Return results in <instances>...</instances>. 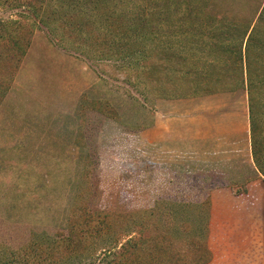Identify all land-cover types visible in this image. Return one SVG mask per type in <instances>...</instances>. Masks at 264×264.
Listing matches in <instances>:
<instances>
[{
	"label": "rangeland",
	"instance_id": "374dc122",
	"mask_svg": "<svg viewBox=\"0 0 264 264\" xmlns=\"http://www.w3.org/2000/svg\"><path fill=\"white\" fill-rule=\"evenodd\" d=\"M262 1L117 0L92 15L75 1L62 11L50 4L43 19H30L18 62L0 59V247L18 250L34 234H66L73 215L81 222L84 215L128 214L159 201L191 205L230 182L241 191L249 176L235 163L168 154L144 133L156 100L203 93L187 85L156 93L136 60L145 49L190 47L195 69L207 71L210 64L221 70L227 55L206 43L236 37L229 25L248 22ZM127 10L143 20L135 29L118 25V14ZM10 15L0 7V19ZM218 15L233 22L222 19L217 26ZM110 30L136 41L137 51L110 55L109 37L98 34ZM235 61L225 67L237 69L229 65ZM261 95L264 120V89ZM211 206L210 200L209 264H264V226L256 221L237 239L226 234L219 215L212 218ZM94 244L100 245L97 259L103 258L109 238Z\"/></svg>",
	"mask_w": 264,
	"mask_h": 264
},
{
	"label": "trees",
	"instance_id": "16d2710c",
	"mask_svg": "<svg viewBox=\"0 0 264 264\" xmlns=\"http://www.w3.org/2000/svg\"><path fill=\"white\" fill-rule=\"evenodd\" d=\"M75 1L87 7L90 10L87 13L92 15L95 10L99 11L100 5L117 0H0V7L15 13L14 18L10 15L7 19H0V59L5 57L11 63L18 62L28 34V21L39 17L43 19V11L50 8V4L62 11L73 6L71 4ZM118 16V25L130 29L138 27L135 21H143L128 10ZM214 17L219 18L215 21L217 26H222L223 20L231 22L226 15ZM233 23L227 29L236 37L227 42L220 39L210 41L205 45L213 53H217L214 51L217 48L227 55L222 59L224 65L221 70L210 64L207 71L195 69L190 47L185 52L180 48L177 51L174 46H170V52L163 48L145 49L141 52V62L136 60V63L142 65V80L149 79L147 85H153L154 91H159V94H164L166 89L178 92L184 85L190 89L196 87L195 90L203 94L244 89L248 100L251 157L264 179V120L260 118L262 114L258 110L262 100L261 90L264 89V0L248 22L237 23L241 26ZM111 32L110 35L105 31L98 32L102 38H106V35L109 37L107 44L110 55L137 51L138 48L134 49L136 41L130 44L124 36H117L119 32L116 35H111ZM192 44L194 42L190 44L191 47ZM233 59L236 61L229 65L237 66V69H227L225 63ZM99 215L97 213L89 218L84 215L81 222L73 215L66 234H34L18 250L2 246L0 264H71L75 260L82 264L88 259H93L90 264H209V199L191 205L159 201L144 211L128 214L99 212ZM129 224L133 226L131 230ZM106 236L109 245L106 250L102 249L103 258L97 259L96 252H99L100 245L94 243Z\"/></svg>",
	"mask_w": 264,
	"mask_h": 264
},
{
	"label": "crops",
	"instance_id": "0c3cea01",
	"mask_svg": "<svg viewBox=\"0 0 264 264\" xmlns=\"http://www.w3.org/2000/svg\"><path fill=\"white\" fill-rule=\"evenodd\" d=\"M144 133L168 154L194 156L205 163H235L246 171L249 177L241 191L236 190L239 183L231 182L210 191L211 216L219 215L226 234L237 239L250 232L256 221L264 226V179L251 157L244 89L158 99L152 124Z\"/></svg>",
	"mask_w": 264,
	"mask_h": 264
}]
</instances>
